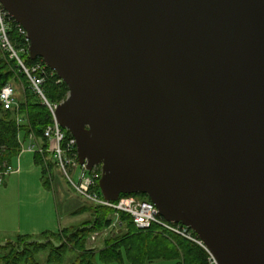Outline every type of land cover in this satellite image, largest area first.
Here are the masks:
<instances>
[{
  "label": "water",
  "instance_id": "obj_1",
  "mask_svg": "<svg viewBox=\"0 0 264 264\" xmlns=\"http://www.w3.org/2000/svg\"><path fill=\"white\" fill-rule=\"evenodd\" d=\"M0 3L106 201L146 195L218 264H264V0Z\"/></svg>",
  "mask_w": 264,
  "mask_h": 264
},
{
  "label": "trees",
  "instance_id": "obj_2",
  "mask_svg": "<svg viewBox=\"0 0 264 264\" xmlns=\"http://www.w3.org/2000/svg\"><path fill=\"white\" fill-rule=\"evenodd\" d=\"M12 39L16 45L23 43V38L15 32ZM42 62L40 58L29 60V66ZM43 90L50 102L58 103L66 98L68 90L63 82L58 81L54 72L47 68ZM52 73V76L50 75ZM14 81L24 84L23 99L17 101V108L4 109L0 104V171L11 166L20 154L18 135L23 140L29 133L37 138L41 137L43 129L51 124L52 119L48 109L40 99L27 87L24 76L17 72L13 61H8L0 52V90ZM17 119H20L18 122ZM69 135V133L67 132ZM35 162L43 165L42 179L44 185H49L45 176L51 167L40 155L36 154ZM128 195H121V197ZM141 198L149 200L146 195L138 194ZM76 213H87L89 219L77 226L61 228L55 233L43 232L37 237L19 235L14 241H7L0 245V264H39L36 255L47 250L46 263H61L68 251L76 253L73 264H97L123 260L125 254L130 264H146L160 260H172L176 264H204L206 254L196 244L170 233L159 232L152 226L147 230H138L132 223L131 217L120 213L117 230L124 229L123 235L117 239L108 237L100 249H90L87 239L95 232L107 230L113 223L114 211L103 206L88 204L82 205Z\"/></svg>",
  "mask_w": 264,
  "mask_h": 264
},
{
  "label": "built area",
  "instance_id": "obj_3",
  "mask_svg": "<svg viewBox=\"0 0 264 264\" xmlns=\"http://www.w3.org/2000/svg\"><path fill=\"white\" fill-rule=\"evenodd\" d=\"M13 32L23 38V43L16 45L12 39ZM28 47L29 40L26 31L21 25L14 22V20L8 16L0 3V52L8 61L14 62L17 72L24 76L27 87L48 109L52 119L51 124L43 129L41 137L39 138L33 133H29L25 140H23L22 137L18 135L20 153L24 151L34 152L44 159L49 155L51 161L60 171L66 183L78 197L88 204L107 207L114 211L112 227L118 224L120 213L127 214L131 217L132 223L136 229L147 230L155 226L159 232L180 236L196 244L205 252L206 258L204 264H218L212 253L190 228L181 224L169 223L164 220L159 215L155 205L149 200H145L138 195L120 196L117 201H106L103 198L98 186L101 177V169L99 166H94L88 171L85 163H79L76 140L73 136L67 134L68 131L63 129L55 118L56 107L63 100L54 103L46 98L43 85L46 78L49 76L48 71H46L48 67L43 61L36 62L31 66L27 65L25 63V57H28ZM50 75L52 76V73ZM59 82L62 81L58 78L57 83ZM20 84L23 89L24 84L21 82ZM14 95L15 90L11 83L1 88L0 104L4 109L17 108ZM17 120L20 122V119ZM14 172H16V170L13 169L12 166H8L3 171H0V184H2V179L5 176ZM98 233L101 232L92 233L89 240L91 239V241H94Z\"/></svg>",
  "mask_w": 264,
  "mask_h": 264
},
{
  "label": "rangeland",
  "instance_id": "obj_4",
  "mask_svg": "<svg viewBox=\"0 0 264 264\" xmlns=\"http://www.w3.org/2000/svg\"><path fill=\"white\" fill-rule=\"evenodd\" d=\"M12 85L15 90L14 99L19 102L23 99L21 84L14 81ZM35 157L34 152L20 153L11 165L16 172L5 176L0 184V231H2L0 245L7 241H14L17 238L18 228H21L22 235L27 232L25 235L37 237L43 232L55 233L61 228L77 226L90 218L87 213L69 212L72 210L71 205H74L76 201L81 206L87 205V202L73 192L55 165L45 176L46 180H49V185L43 184V165L37 164ZM45 160L48 163L52 162L49 155ZM112 224L107 231L98 233L94 241L87 239V246L99 249L108 237L117 239L119 235L125 234L124 229L118 233L117 225L112 227ZM14 231L15 234L12 233ZM46 257L45 249L36 255V261L39 264H47ZM75 259L76 253L68 251L59 264H73ZM97 264L102 263L97 262ZM105 264L130 263L123 254L122 262L114 261ZM146 264H176V262L162 260Z\"/></svg>",
  "mask_w": 264,
  "mask_h": 264
},
{
  "label": "crops",
  "instance_id": "obj_5",
  "mask_svg": "<svg viewBox=\"0 0 264 264\" xmlns=\"http://www.w3.org/2000/svg\"><path fill=\"white\" fill-rule=\"evenodd\" d=\"M75 204H77V205H75ZM75 204L74 205H71L72 206V210L71 211H69V212H74V211H77L80 207H81V205H79V203L76 201L75 202ZM0 232H2V231H0ZM13 234H15V231L14 232H12ZM16 233H17V236H19V235H22V230H21V228H18V230L16 231ZM27 232H25V234H26ZM25 234H23V235H25ZM88 244V243H87ZM103 244H104V241H103ZM103 244H102V246H103ZM87 246V245H86ZM102 246H101V248H102ZM88 247V246H87ZM88 248H90V249H94V248H91V247H88ZM100 249V248H99ZM160 261H162V260H160ZM156 262V261H155Z\"/></svg>",
  "mask_w": 264,
  "mask_h": 264
}]
</instances>
